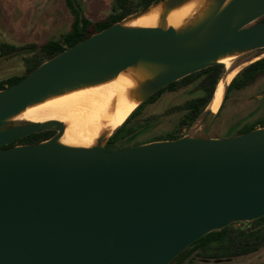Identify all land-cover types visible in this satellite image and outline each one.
Wrapping results in <instances>:
<instances>
[{
	"label": "water",
	"instance_id": "water-1",
	"mask_svg": "<svg viewBox=\"0 0 264 264\" xmlns=\"http://www.w3.org/2000/svg\"><path fill=\"white\" fill-rule=\"evenodd\" d=\"M219 1L180 32L122 20L0 90V264H169L204 235L264 216V127L107 151L61 143V121L9 126L30 104L137 63L162 68L146 100L223 55L264 48V0ZM51 129L48 140L6 147Z\"/></svg>",
	"mask_w": 264,
	"mask_h": 264
},
{
	"label": "trees",
	"instance_id": "trees-1",
	"mask_svg": "<svg viewBox=\"0 0 264 264\" xmlns=\"http://www.w3.org/2000/svg\"><path fill=\"white\" fill-rule=\"evenodd\" d=\"M160 1L163 0H143L139 6L134 7L132 0H115V5L111 13L105 18L92 20L81 13L78 6L74 3V0H66L75 15V20L72 23L71 29L60 38L50 39L41 44L31 43L24 46L1 44L0 54L2 56L23 52L29 54V56L25 58V72L22 75H13L0 80V90L20 82L45 61L65 51L69 47L74 46L80 41L89 38L91 35L115 23L121 22L129 15L142 11ZM258 22H264V16ZM225 66L224 63L212 65L161 88L142 102L127 120L115 130L107 141L105 150L114 151L126 148V142L128 140L137 137L141 133L148 131L150 127L155 126L159 118L147 114L145 108L147 105L157 102L165 92L177 91L181 88L199 85L196 96L188 99L184 104L171 109H178L181 113L177 129L166 136L156 137L152 141L173 140L182 137L180 131L183 128L192 126L203 115H209L211 113V110L207 111L206 108L210 105L220 80L226 74L227 67L225 68ZM262 75H264V56L244 67L234 77L227 86L222 105L219 111L214 114V117L218 118L223 115L230 97L235 92L249 88ZM259 101L261 103L259 106L260 114L256 120L243 122L230 136L240 135L264 127V99ZM240 120L241 118L238 117L237 113L229 118L232 127L236 126ZM53 133L54 131L51 130L32 133L6 147L42 142L51 138ZM262 249H264V216L252 221L233 222L223 229L214 230L204 235L187 247L169 264H185L197 259L209 261L240 258L254 254Z\"/></svg>",
	"mask_w": 264,
	"mask_h": 264
},
{
	"label": "bare ground",
	"instance_id": "bare-ground-1",
	"mask_svg": "<svg viewBox=\"0 0 264 264\" xmlns=\"http://www.w3.org/2000/svg\"><path fill=\"white\" fill-rule=\"evenodd\" d=\"M232 1L227 0L222 9ZM219 6V0H166L127 17L122 24L129 27H174L180 32L199 25ZM247 52L235 51L217 60L226 65L228 73L220 80L209 105L213 112L219 110L228 84L239 72L238 67L232 70L236 59ZM161 71L160 66L137 63L105 81L67 89L30 104L12 116L9 122L17 119L38 123L61 121L65 124V132L59 139L61 143L84 148L104 145L152 92L150 85Z\"/></svg>",
	"mask_w": 264,
	"mask_h": 264
},
{
	"label": "rangeland",
	"instance_id": "rangeland-1",
	"mask_svg": "<svg viewBox=\"0 0 264 264\" xmlns=\"http://www.w3.org/2000/svg\"><path fill=\"white\" fill-rule=\"evenodd\" d=\"M37 1L38 0H0V51L1 44L15 46H24L31 43L41 44L50 39V37H60L58 33L50 35L48 33L40 34L38 20L33 19L35 13L38 11ZM85 1L87 0H84V2ZM88 1L95 2V0ZM81 13L86 16L84 10H81ZM109 13L110 12H106L101 15L99 19L105 18ZM97 14L98 12L90 14V16L93 15L91 19L98 20L97 18H93ZM28 56L29 54L25 52L4 56L0 54V80L9 78L13 75H22L25 72V58ZM263 56L264 49L249 51L236 59L233 66L234 68L238 67L240 72L244 67ZM227 73L228 70L226 68V74ZM225 76L226 75L222 78H225ZM198 88L199 85H193L181 88L177 91H167L161 95L157 102L147 105L145 112L149 115L157 116L159 120L156 125L152 128L150 127L148 131L128 140L126 142L127 147L153 142L152 140L156 139V137L160 138L166 136L170 132H174L178 127L181 113L178 109H171L175 106L184 104L188 99L196 96ZM263 92L264 75L259 77L249 88L235 92L230 97L227 108L221 117L215 118L213 114V116L209 118V115H203L192 126L183 128L180 131V135L202 137L206 135V138L231 137L230 135L234 133L238 127L234 129L235 126H231L229 118L237 113L238 117L241 118L240 125L245 121L252 122L256 120L260 114L259 106L261 103L259 100H262L258 99L257 96ZM206 110H211L210 106H208ZM26 122L25 120L17 119L9 126H18ZM51 131H54L53 136L57 133L56 129H51ZM185 264H264V249L240 258L209 261L197 259Z\"/></svg>",
	"mask_w": 264,
	"mask_h": 264
},
{
	"label": "crops",
	"instance_id": "crops-1",
	"mask_svg": "<svg viewBox=\"0 0 264 264\" xmlns=\"http://www.w3.org/2000/svg\"><path fill=\"white\" fill-rule=\"evenodd\" d=\"M37 2L38 11L35 13L33 19L38 20L40 34L48 33L50 35L58 33L61 37L71 29L75 15L66 0H38ZM79 2L82 4L80 11L84 10L88 18L93 16H90L93 12H98L93 17L97 19L106 12H110L114 4V0H95V2L79 0ZM50 39L58 38L50 37Z\"/></svg>",
	"mask_w": 264,
	"mask_h": 264
},
{
	"label": "flooded vegetation",
	"instance_id": "flooded-vegetation-1",
	"mask_svg": "<svg viewBox=\"0 0 264 264\" xmlns=\"http://www.w3.org/2000/svg\"><path fill=\"white\" fill-rule=\"evenodd\" d=\"M132 2H133L132 5H133L134 7H137V6H139V5L143 2V0H132ZM74 3L78 6L79 9H82V4L79 2V0H74ZM114 5H115V0H114V4H113V6H112V9H111L110 13L112 12V10H113V8H114ZM90 19H91V18H90ZM233 69H234V66L232 67V70H233ZM232 70H231V71H232ZM237 74H238V73H237ZM237 74H236V75H237ZM236 75H235V76H236ZM235 76H234V77H235ZM234 77H233V78H234ZM232 80H233V79H232ZM223 100H224V99H223ZM222 102H223V101H222ZM221 105H222V103H221ZM220 107H221V106H220ZM219 109H220V108H219ZM217 112H218V111H217ZM203 137H206V135H204ZM109 151H112V150H109Z\"/></svg>",
	"mask_w": 264,
	"mask_h": 264
}]
</instances>
